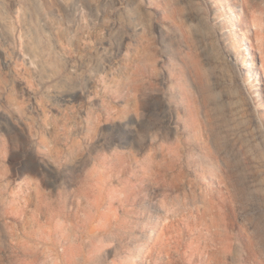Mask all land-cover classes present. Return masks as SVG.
Returning a JSON list of instances; mask_svg holds the SVG:
<instances>
[{"label": "rangeland", "instance_id": "rangeland-1", "mask_svg": "<svg viewBox=\"0 0 264 264\" xmlns=\"http://www.w3.org/2000/svg\"><path fill=\"white\" fill-rule=\"evenodd\" d=\"M0 264H264V0H0Z\"/></svg>", "mask_w": 264, "mask_h": 264}, {"label": "bare ground", "instance_id": "bare-ground-1", "mask_svg": "<svg viewBox=\"0 0 264 264\" xmlns=\"http://www.w3.org/2000/svg\"><path fill=\"white\" fill-rule=\"evenodd\" d=\"M223 0H220V2H222ZM227 10H231L233 11V15H232V23H233V35H234V42H235V46H236V51H237V56L239 59V66H241V68H244L245 71L247 72V76L249 79V83H251V85H260V82L258 81V75L260 74V71H258V66L256 65V62L254 61V59H249L247 56L249 55H253L254 56V51H253V47L251 46V44H249L248 42L243 43L238 35H237V20L239 18L238 13L235 11L237 9V6L235 4H231V6H226ZM260 87V86H259ZM261 88V87H260ZM258 88L257 92H256V97L258 98L257 101V105L261 106V98H262V89Z\"/></svg>", "mask_w": 264, "mask_h": 264}]
</instances>
